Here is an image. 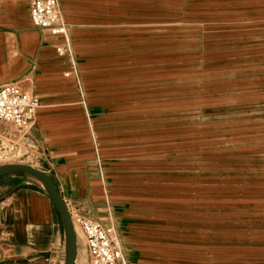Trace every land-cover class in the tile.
Instances as JSON below:
<instances>
[{"label":"crops","instance_id":"obj_1","mask_svg":"<svg viewBox=\"0 0 264 264\" xmlns=\"http://www.w3.org/2000/svg\"><path fill=\"white\" fill-rule=\"evenodd\" d=\"M204 1L225 3V19L181 21L190 0H59L67 40L32 24L29 0H0V84L19 82L39 101V169L65 202L114 225L127 264H212L211 232L198 236L190 171L181 187L179 139L164 135L180 123L175 87L181 66L191 64L181 58L180 35L196 24L236 33L239 64L261 68L264 0ZM261 96L254 94L255 124L264 120ZM254 144L264 147V139ZM252 178L254 203L238 210V224L255 243L247 257L264 264V163ZM5 188L0 264H64L62 221L42 185L16 177Z\"/></svg>","mask_w":264,"mask_h":264},{"label":"rangeland","instance_id":"obj_2","mask_svg":"<svg viewBox=\"0 0 264 264\" xmlns=\"http://www.w3.org/2000/svg\"><path fill=\"white\" fill-rule=\"evenodd\" d=\"M190 2L182 4L181 21L225 19V3ZM192 27L197 28L180 35L181 58L191 60V64L181 66L180 86L175 87L180 123L165 130V139H179L181 187L188 188L190 171L198 236L204 227L211 232L212 264H260L247 257L254 254L255 243L252 237H243L246 227L238 224L242 216L237 212L252 208L253 166L264 163V147L254 144L264 139V120L255 124L259 118L253 110L254 101L259 100L254 94L264 93V66L239 64L236 33L206 29L200 24ZM169 148L165 146V150ZM40 153L32 130L30 135H23L15 126L0 121V165L23 163L40 168ZM16 177L23 176H0V191ZM79 246L80 264H89L82 240Z\"/></svg>","mask_w":264,"mask_h":264},{"label":"built area","instance_id":"obj_3","mask_svg":"<svg viewBox=\"0 0 264 264\" xmlns=\"http://www.w3.org/2000/svg\"><path fill=\"white\" fill-rule=\"evenodd\" d=\"M31 22L34 26L67 35L59 0H29ZM66 39L68 40L67 36ZM69 49L58 47L59 54ZM37 97L19 82L0 84V121L15 126L23 135H30L36 122ZM77 234L88 255L89 264H127L122 243L114 225H104L80 212L66 202Z\"/></svg>","mask_w":264,"mask_h":264},{"label":"water","instance_id":"obj_4","mask_svg":"<svg viewBox=\"0 0 264 264\" xmlns=\"http://www.w3.org/2000/svg\"><path fill=\"white\" fill-rule=\"evenodd\" d=\"M3 175L23 176L38 180L41 183L44 191L54 203L62 221L65 236L64 264H76L77 234L67 204L52 176L45 170L23 163L0 165V176Z\"/></svg>","mask_w":264,"mask_h":264}]
</instances>
